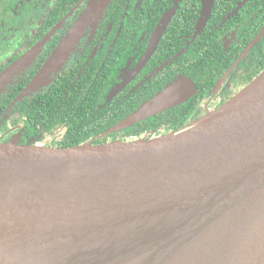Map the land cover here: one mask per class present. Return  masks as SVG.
I'll return each instance as SVG.
<instances>
[{
    "label": "water",
    "instance_id": "obj_1",
    "mask_svg": "<svg viewBox=\"0 0 264 264\" xmlns=\"http://www.w3.org/2000/svg\"><path fill=\"white\" fill-rule=\"evenodd\" d=\"M202 1L207 17L214 0ZM90 14L12 104L48 84ZM46 38L0 71V92ZM186 82L118 127L183 103ZM0 264H264V69L216 109L158 137L0 143Z\"/></svg>",
    "mask_w": 264,
    "mask_h": 264
},
{
    "label": "flooded vegetation",
    "instance_id": "obj_2",
    "mask_svg": "<svg viewBox=\"0 0 264 264\" xmlns=\"http://www.w3.org/2000/svg\"><path fill=\"white\" fill-rule=\"evenodd\" d=\"M202 7V0H0V70L47 36L0 94V143L70 148L158 137L225 103L264 65V0H214L207 17ZM87 11L91 19L48 84L12 104ZM180 78L191 88L186 101L118 127ZM152 118L163 123L140 129Z\"/></svg>",
    "mask_w": 264,
    "mask_h": 264
},
{
    "label": "trees",
    "instance_id": "obj_3",
    "mask_svg": "<svg viewBox=\"0 0 264 264\" xmlns=\"http://www.w3.org/2000/svg\"><path fill=\"white\" fill-rule=\"evenodd\" d=\"M10 64H11V63H10ZM7 66H8V65H7ZM5 67H6V66H5ZM5 67H4V68H5ZM4 68H2L1 70H3ZM263 69H264V65L262 66V68L260 69V71H262ZM1 70H0V71H1ZM260 71H259V72H260ZM259 72H258V73H259ZM258 73H257V74H258ZM257 74H255V75L253 76V78H254ZM253 78H252V79H253ZM252 79H251V80H252ZM251 80H250V81H251ZM250 81H249V82H250ZM249 82H248V83H249ZM166 87H167V86H166ZM164 89H165V88H164ZM164 89H163V90H164ZM161 91H162V90H161ZM159 92H160V91H159ZM156 94H157V93H156ZM154 96H155V95H154ZM154 96H153V97H154ZM151 98H152V97H151ZM151 98H150V99H151ZM150 99H149V100H150ZM144 103H145V102H144ZM0 110H1V109H0ZM159 116H160V115H159ZM157 117H158V116H157ZM154 118H155V117H154ZM154 118H152L151 120H145V122H144V127H143V128H140V129L151 128V127L156 126L158 123H159V124H160V123H163V120L154 119ZM164 121H165V120H164ZM135 125H136V124H135ZM136 126H137V125H136ZM140 131H141V130H140ZM140 131H138V132H136V133H139ZM134 132H135V131H134Z\"/></svg>",
    "mask_w": 264,
    "mask_h": 264
},
{
    "label": "rangeland",
    "instance_id": "obj_4",
    "mask_svg": "<svg viewBox=\"0 0 264 264\" xmlns=\"http://www.w3.org/2000/svg\"><path fill=\"white\" fill-rule=\"evenodd\" d=\"M18 75H19V74H18ZM18 75H16V76H14L13 78H11L10 81L8 82V84L12 83L13 80H15V79L18 77ZM0 94H1V92H0Z\"/></svg>",
    "mask_w": 264,
    "mask_h": 264
}]
</instances>
